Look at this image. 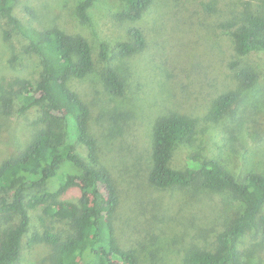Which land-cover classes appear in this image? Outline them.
<instances>
[{
	"label": "rangeland",
	"instance_id": "374dc122",
	"mask_svg": "<svg viewBox=\"0 0 264 264\" xmlns=\"http://www.w3.org/2000/svg\"><path fill=\"white\" fill-rule=\"evenodd\" d=\"M80 1L17 0L14 13L26 25L58 27L91 46L92 71L83 80L71 79L68 87L89 109V132L99 163L115 185L118 246L133 252L138 264H184L191 249L215 251L220 233L241 211L240 201L229 192H208L200 184L151 186L147 176L152 126L171 114L196 120L192 145L179 144L174 150V170H186L191 160H218L237 179L248 172L264 175V54L238 57L231 37L245 10L264 13V0H152L137 21L123 18L126 5L120 0H96L89 10L92 26L77 18ZM133 28L142 32L145 47L138 54L122 55L116 45L129 42ZM8 30L0 19V78L37 79L39 59L23 54L26 41L19 35L12 32L6 39ZM100 41L110 48L108 60L99 57ZM245 68L257 80L244 91L239 73ZM109 69L124 82L120 97L103 84ZM228 95L237 100L216 121L214 103ZM34 120L33 112L6 115L0 110V162L27 144ZM78 195L70 190L61 197L60 207L76 202ZM7 227L0 218L1 232ZM29 240L25 236L15 264H49L52 248L29 245ZM240 250L246 264H264L263 232L248 233Z\"/></svg>",
	"mask_w": 264,
	"mask_h": 264
},
{
	"label": "trees",
	"instance_id": "16d2710c",
	"mask_svg": "<svg viewBox=\"0 0 264 264\" xmlns=\"http://www.w3.org/2000/svg\"><path fill=\"white\" fill-rule=\"evenodd\" d=\"M96 0H81L76 7L80 22L92 26L89 10ZM126 5L123 18L137 21L152 0H120ZM17 0H0V19L6 39L15 33L26 41L23 54L39 59L37 79L0 78V110L10 115L33 112L35 131L13 157L0 162V218L8 225L0 229V264H15L25 236L29 245L44 243L53 250L49 264H138L135 254L121 249L113 219L118 198L109 172L100 165L97 145L89 132V109L68 87L71 79L83 80L94 61L87 40L58 27L36 29L14 13ZM247 9V8H246ZM129 42L116 45L130 56L145 47L142 32L133 28ZM238 57L264 54V13L245 10L241 24L231 32ZM111 51L99 42V57L108 60ZM113 96L124 93V82L112 69L102 77ZM257 75L245 68L239 85L248 90ZM235 95L215 101L212 116L217 121L235 103ZM196 120L171 114L159 117L152 126L148 182L158 189L188 188L195 184L208 192H229L241 203V211L218 237L213 252L189 250L184 264H246L241 240L251 232L264 234V175L253 172L235 178L218 160L190 161L186 170L170 167L179 144L192 145ZM70 190L79 192L76 202L60 207ZM41 211V215L38 212ZM43 226V230H39ZM51 226V227H49ZM62 231L58 230V227Z\"/></svg>",
	"mask_w": 264,
	"mask_h": 264
}]
</instances>
